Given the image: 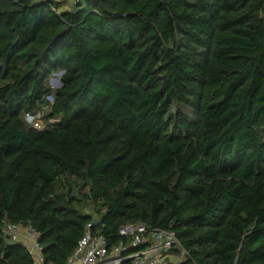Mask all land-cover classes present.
Returning <instances> with one entry per match:
<instances>
[{"label":"trees","instance_id":"obj_1","mask_svg":"<svg viewBox=\"0 0 264 264\" xmlns=\"http://www.w3.org/2000/svg\"><path fill=\"white\" fill-rule=\"evenodd\" d=\"M65 4L0 0V264H34L5 221L46 264L90 222L110 245L170 229L175 264H264V0Z\"/></svg>","mask_w":264,"mask_h":264},{"label":"built area","instance_id":"obj_2","mask_svg":"<svg viewBox=\"0 0 264 264\" xmlns=\"http://www.w3.org/2000/svg\"><path fill=\"white\" fill-rule=\"evenodd\" d=\"M58 1L73 4L79 0ZM47 100L52 101V98L47 97ZM25 120L35 129L44 128L42 110L26 113ZM84 213L94 216L89 208H85ZM92 225V222L87 224L75 249L68 257L67 264H175L187 255L178 237L170 229H149L143 223H126L119 228L122 239L117 244L110 245L103 234L91 231ZM2 233L11 241L22 243L34 264H46L43 246L39 242V232L31 224L5 221Z\"/></svg>","mask_w":264,"mask_h":264},{"label":"rangeland","instance_id":"obj_3","mask_svg":"<svg viewBox=\"0 0 264 264\" xmlns=\"http://www.w3.org/2000/svg\"><path fill=\"white\" fill-rule=\"evenodd\" d=\"M65 8H68V7L65 6ZM58 73H59V72H58ZM58 73L52 75V77L50 78V85H51V87H53V88H57V85L55 84V81H56L57 79H61V75H59ZM42 121H43V124H44V126H45V123H44V120H43V115H42Z\"/></svg>","mask_w":264,"mask_h":264},{"label":"water","instance_id":"obj_4","mask_svg":"<svg viewBox=\"0 0 264 264\" xmlns=\"http://www.w3.org/2000/svg\"><path fill=\"white\" fill-rule=\"evenodd\" d=\"M63 72H64V71H60L58 74H59V75H62ZM55 84L57 85V87H60V86H61V80H60V79H57V80L55 81ZM97 223H98V220L95 219V220H94V224H97Z\"/></svg>","mask_w":264,"mask_h":264},{"label":"crops","instance_id":"obj_5","mask_svg":"<svg viewBox=\"0 0 264 264\" xmlns=\"http://www.w3.org/2000/svg\"><path fill=\"white\" fill-rule=\"evenodd\" d=\"M69 5H70L69 3H66V4H65V6H67V7H69ZM65 6H64V7H65Z\"/></svg>","mask_w":264,"mask_h":264}]
</instances>
